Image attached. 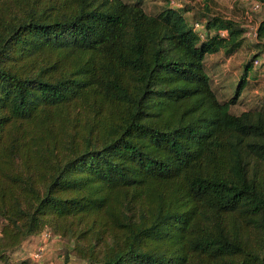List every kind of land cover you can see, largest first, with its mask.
<instances>
[{
    "label": "trees",
    "instance_id": "obj_1",
    "mask_svg": "<svg viewBox=\"0 0 264 264\" xmlns=\"http://www.w3.org/2000/svg\"><path fill=\"white\" fill-rule=\"evenodd\" d=\"M174 3L0 0V263L51 233L86 264H264V106L233 112L264 19L227 96L206 60L249 30Z\"/></svg>",
    "mask_w": 264,
    "mask_h": 264
},
{
    "label": "rangeland",
    "instance_id": "obj_2",
    "mask_svg": "<svg viewBox=\"0 0 264 264\" xmlns=\"http://www.w3.org/2000/svg\"><path fill=\"white\" fill-rule=\"evenodd\" d=\"M137 0H129L135 3ZM171 0H143L145 9L150 14H155L161 11L164 7L170 6ZM172 5L176 8H189V13L186 15L190 23L199 22L203 24L206 9L214 15H220L227 19H232L240 23L249 32H253L258 24L264 19V6L258 12L250 11V5L245 0H213L210 4H206L205 0H173ZM201 30V28H199ZM260 49L257 47V40L248 36L245 42V47L241 49L234 57L228 58L223 52L220 54L208 56L206 60L207 71L210 74L214 88L221 89L222 94L229 96L234 92L235 84L240 80L244 64L250 62L252 56L258 53ZM256 59H261L260 63H254L251 72V80L253 83L249 89L245 91L241 98V103L237 105L233 112L241 114L244 111L264 106V59L262 56ZM235 82V84H234ZM221 87V88H220ZM262 105V106H261ZM59 242L58 238L52 237L51 242ZM60 246L62 243L60 241ZM58 247V246H57ZM26 249V248H25ZM27 251V252H26ZM29 249L25 250V254L19 253L15 255V260L18 262L29 260ZM66 256L63 249L62 254H56V264L60 262V258ZM36 264L38 262L32 260ZM2 264V263H0ZM61 264V263H60Z\"/></svg>",
    "mask_w": 264,
    "mask_h": 264
},
{
    "label": "crops",
    "instance_id": "obj_3",
    "mask_svg": "<svg viewBox=\"0 0 264 264\" xmlns=\"http://www.w3.org/2000/svg\"><path fill=\"white\" fill-rule=\"evenodd\" d=\"M57 241V240H56ZM60 241L58 242H48L44 239L43 236L39 237H32L27 242H25L22 246V248L17 252L21 254H25L24 251L29 249V260H33V252L37 251L39 248H44L45 251V257L44 260L41 262H38L39 264H56V254H59V256L62 254L63 247L60 246ZM58 246V247H57ZM26 248V249H25ZM27 252V251H26ZM16 254V255H17ZM60 262L58 264H86L85 262H81L77 260L74 256H70L68 259L66 256H63V258H60Z\"/></svg>",
    "mask_w": 264,
    "mask_h": 264
},
{
    "label": "built area",
    "instance_id": "obj_4",
    "mask_svg": "<svg viewBox=\"0 0 264 264\" xmlns=\"http://www.w3.org/2000/svg\"><path fill=\"white\" fill-rule=\"evenodd\" d=\"M249 5H250V11L252 12H258L263 8V4H261L259 1L257 0H245ZM222 35L225 36L226 32H222ZM247 37L250 36L254 39L257 38V28H255V30L253 32H248ZM262 59H264V55L262 56ZM261 59H257L255 61V64L258 65L260 63ZM44 237V239L48 242H51V238L52 235L51 233H45L42 235ZM45 249L44 248H39L37 251L33 252V260L36 262H41L44 260L45 257Z\"/></svg>",
    "mask_w": 264,
    "mask_h": 264
}]
</instances>
